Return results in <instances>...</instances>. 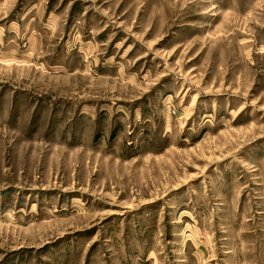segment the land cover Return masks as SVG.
Masks as SVG:
<instances>
[{"label": "rangeland", "instance_id": "rangeland-1", "mask_svg": "<svg viewBox=\"0 0 264 264\" xmlns=\"http://www.w3.org/2000/svg\"><path fill=\"white\" fill-rule=\"evenodd\" d=\"M0 264H264V0H0Z\"/></svg>", "mask_w": 264, "mask_h": 264}]
</instances>
